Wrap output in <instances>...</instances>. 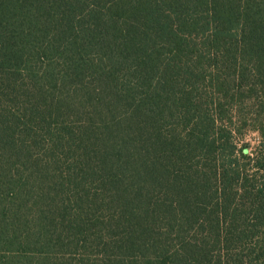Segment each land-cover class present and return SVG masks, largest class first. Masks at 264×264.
Segmentation results:
<instances>
[{
  "label": "trees",
  "instance_id": "1",
  "mask_svg": "<svg viewBox=\"0 0 264 264\" xmlns=\"http://www.w3.org/2000/svg\"><path fill=\"white\" fill-rule=\"evenodd\" d=\"M0 264H264V0H0Z\"/></svg>",
  "mask_w": 264,
  "mask_h": 264
},
{
  "label": "rangeland",
  "instance_id": "2",
  "mask_svg": "<svg viewBox=\"0 0 264 264\" xmlns=\"http://www.w3.org/2000/svg\"><path fill=\"white\" fill-rule=\"evenodd\" d=\"M241 139L239 141V145L242 143H247L248 148L247 151L251 154H254L261 148V137L258 132L254 131L250 128H247L243 131L242 135H239Z\"/></svg>",
  "mask_w": 264,
  "mask_h": 264
}]
</instances>
